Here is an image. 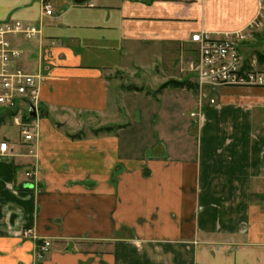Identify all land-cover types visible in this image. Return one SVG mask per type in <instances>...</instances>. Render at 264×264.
<instances>
[{
    "label": "crops",
    "instance_id": "crops-1",
    "mask_svg": "<svg viewBox=\"0 0 264 264\" xmlns=\"http://www.w3.org/2000/svg\"><path fill=\"white\" fill-rule=\"evenodd\" d=\"M257 13L258 0H0V22L39 27L15 45L46 111L33 143L0 135V264H264V87L199 88L188 67L192 33ZM87 115L114 129L85 132Z\"/></svg>",
    "mask_w": 264,
    "mask_h": 264
},
{
    "label": "built area",
    "instance_id": "built-area-1",
    "mask_svg": "<svg viewBox=\"0 0 264 264\" xmlns=\"http://www.w3.org/2000/svg\"><path fill=\"white\" fill-rule=\"evenodd\" d=\"M43 12L51 15V6L43 1ZM264 23V0H258V13L241 30L214 35L206 31L192 33L190 42L196 47V56L189 61V70L194 74L199 88L216 89L223 86L264 87V69L255 64L245 66L238 52L239 42L244 41L253 30ZM40 33L39 27L30 22L9 18L0 22V117L3 123L7 118L18 128L24 143L31 144L37 138L40 102L37 77L17 65L22 51L15 41H31ZM214 102L213 99L210 100ZM33 107L36 117L29 116ZM32 120L26 122L23 115ZM12 154L7 139H0V156ZM30 231H25L28 235ZM50 243L41 240L38 256H43Z\"/></svg>",
    "mask_w": 264,
    "mask_h": 264
},
{
    "label": "rangeland",
    "instance_id": "rangeland-1",
    "mask_svg": "<svg viewBox=\"0 0 264 264\" xmlns=\"http://www.w3.org/2000/svg\"><path fill=\"white\" fill-rule=\"evenodd\" d=\"M239 45H240V51H243L245 54V56L244 55L243 56L246 58V60L248 62L250 61L249 64L254 63L256 67L262 68V69L264 68V61H259L258 57H257L258 55L262 56V59L264 60V23L259 29L253 30L250 33V35L244 41L239 42ZM239 45L237 48H239ZM190 60H192V59H190ZM186 65H187V63H186ZM113 76L116 79H120L122 81V86H123L124 90L127 89V87H133L134 86V87L146 88L148 91V88L144 87L145 86L144 84L145 83L149 84L150 82H147L148 80L146 81L144 79L139 80V77H137L138 74H137V76H129L128 77L125 75H121V73H118V74L114 73ZM98 125H99L98 121H96L95 119H93L91 117H88V115H87L85 120H84L83 127H81V129H83L85 132H88L90 130L95 131V130L104 128V127H99ZM108 126H110V125H107V127ZM3 133L8 134V136H17L18 129L15 126H12L9 118H7V120H5L4 124L0 125V135ZM26 231H29V230H26ZM28 235L31 236V233L29 232ZM127 235H128L127 232L123 233V236H127ZM43 240L48 241L50 243V247H49V250L43 256L39 257L38 256V246H39V243L41 240L36 241L35 251L33 254V258H34L36 263L41 262L46 257L47 253L52 249V243L48 239H43ZM87 246H88V248L91 247V248L99 249L98 246H92V245H87ZM110 250H111V247L107 246V251H110Z\"/></svg>",
    "mask_w": 264,
    "mask_h": 264
},
{
    "label": "trees",
    "instance_id": "trees-1",
    "mask_svg": "<svg viewBox=\"0 0 264 264\" xmlns=\"http://www.w3.org/2000/svg\"><path fill=\"white\" fill-rule=\"evenodd\" d=\"M257 57H258V60L259 61H264L262 59V56H259L258 55ZM180 84H182V83L181 82H178V81L171 80V81H168V82L164 83L163 85H161L160 89L165 88L167 86L177 87V86H180ZM125 90H136V87H134V86L133 87H127V89H125ZM39 111H40L39 112L40 116H46V111L44 110V108L42 106H40ZM23 120L26 121V122H28V121H30L32 119L30 117H28L27 114H24L23 115ZM2 121H3V118L0 117V124H1ZM113 129H114V127L108 126V127H104L103 129H98L97 132H100V131L110 132Z\"/></svg>",
    "mask_w": 264,
    "mask_h": 264
},
{
    "label": "water",
    "instance_id": "water-1",
    "mask_svg": "<svg viewBox=\"0 0 264 264\" xmlns=\"http://www.w3.org/2000/svg\"><path fill=\"white\" fill-rule=\"evenodd\" d=\"M76 3H81L85 0H74ZM29 116L32 117V118H35L36 117V112H35V109L33 107L30 108L29 110Z\"/></svg>",
    "mask_w": 264,
    "mask_h": 264
}]
</instances>
